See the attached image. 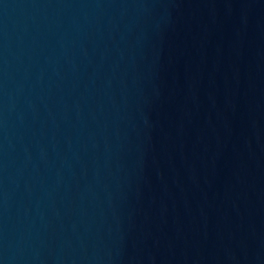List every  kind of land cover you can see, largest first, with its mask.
<instances>
[{
	"label": "water",
	"instance_id": "obj_1",
	"mask_svg": "<svg viewBox=\"0 0 264 264\" xmlns=\"http://www.w3.org/2000/svg\"><path fill=\"white\" fill-rule=\"evenodd\" d=\"M0 264H264V0H0Z\"/></svg>",
	"mask_w": 264,
	"mask_h": 264
}]
</instances>
